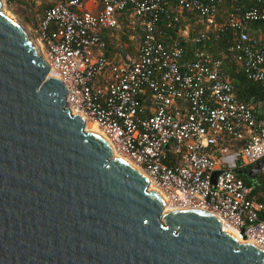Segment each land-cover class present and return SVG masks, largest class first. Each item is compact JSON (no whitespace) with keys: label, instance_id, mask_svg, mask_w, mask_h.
<instances>
[{"label":"built area","instance_id":"obj_1","mask_svg":"<svg viewBox=\"0 0 264 264\" xmlns=\"http://www.w3.org/2000/svg\"><path fill=\"white\" fill-rule=\"evenodd\" d=\"M65 0L45 9L31 29L38 57L65 88L63 101L83 123H95L112 150L134 163L172 209L216 213L246 243L264 251V200H251L250 187L235 168L260 163L264 174V114L234 97L219 61L194 50L188 56L172 41L166 46L157 26L193 19L195 43L211 33L221 0ZM228 12L222 30L233 34L230 50L246 78L264 90V30L248 36V22H264V0ZM125 15L134 32L132 52L105 38ZM182 30V29H181ZM184 33V36L181 34ZM193 48V47H192ZM236 148L234 169L217 157Z\"/></svg>","mask_w":264,"mask_h":264},{"label":"water","instance_id":"obj_2","mask_svg":"<svg viewBox=\"0 0 264 264\" xmlns=\"http://www.w3.org/2000/svg\"><path fill=\"white\" fill-rule=\"evenodd\" d=\"M46 71L0 12V264H264L207 212L163 211L146 178L83 131Z\"/></svg>","mask_w":264,"mask_h":264},{"label":"trees","instance_id":"obj_3","mask_svg":"<svg viewBox=\"0 0 264 264\" xmlns=\"http://www.w3.org/2000/svg\"><path fill=\"white\" fill-rule=\"evenodd\" d=\"M77 1L81 2L83 0ZM50 6L52 5L45 6L39 15ZM248 6L249 3H246L244 0H221L219 9L214 15L211 33L195 43H190L178 35L182 29V23L185 22L184 20H172L171 26L165 27L164 22L166 18L160 16L157 26L163 33V41L166 46L171 44L172 41H176L186 56L194 49L201 50L218 60L219 68L224 78L232 86L234 97L238 101L252 107L255 102L264 99V90L261 89L257 82L246 78L241 63L235 59L233 51L229 49L233 42V34L228 29L222 30L223 19L228 12L233 11L235 7L246 9ZM247 26L248 36L251 40H256L258 32L264 30V22H248ZM132 34L134 32L127 25L125 15H121L118 19V29L114 30L110 37L105 38L108 53L115 50V43L122 45L125 51L132 52L135 45L134 39L130 38ZM194 34L192 31H189L188 38ZM254 113L257 117H260L256 111ZM239 145L240 142L233 144L232 148L236 150ZM259 166L252 169L247 167L235 168L234 173L244 185L250 187L248 197L251 200L262 202L264 200V174L259 172Z\"/></svg>","mask_w":264,"mask_h":264},{"label":"rangeland","instance_id":"obj_4","mask_svg":"<svg viewBox=\"0 0 264 264\" xmlns=\"http://www.w3.org/2000/svg\"><path fill=\"white\" fill-rule=\"evenodd\" d=\"M63 0H1L0 12L6 14L8 19L16 22L20 28L26 31L29 38L32 37L33 29L40 11L48 5H54ZM182 23V30L185 32L192 31L196 33L199 30V24L194 23L193 19H185ZM184 36V33H181ZM88 125H92L87 121ZM170 207V206H169ZM228 228V227H227Z\"/></svg>","mask_w":264,"mask_h":264},{"label":"bare ground","instance_id":"obj_5","mask_svg":"<svg viewBox=\"0 0 264 264\" xmlns=\"http://www.w3.org/2000/svg\"><path fill=\"white\" fill-rule=\"evenodd\" d=\"M1 4H2V2H1ZM1 4H0V7H1ZM4 13V12H3ZM2 13V14H3ZM5 17H9V16H7L6 14H3ZM22 29V28H21ZM23 30V29H22ZM23 32L27 35V37L29 38V36H28V34L26 33V31L25 30H23ZM29 40H30V38H29ZM33 45V44H32ZM33 47H34V45H33ZM34 50H35V47H34ZM91 122V121H90ZM92 123V125H88V123H87V121L86 122H84L83 123V125H82V129H83V131L85 132V131H88V132H92V133H94V134H96V135H98L99 137H101L102 139H104L105 140V138L103 137V135H102V133L100 132V130L98 129V127L95 125V123H93V122H91ZM105 142L108 144V142L105 140ZM108 146L110 147V149H111V157H117V158H119L120 160H122V161H124V162H126V163H128L129 165H131L133 168H135L137 171H139L145 178H146V189L148 190V189H152V190H156L155 188H153L152 186H150L149 185V183H148V179H147V177L139 170V168L134 164V163H132L130 160H128L127 158H125V157H123V156H120V155H118L117 153H115L114 152V150H112V148H111V146L108 144ZM157 192H158V194L161 196V198L163 199V211L164 210H169V209H172V208H170L168 205H166L165 204V202H164V197H163V195L158 191V190H156ZM202 211H205V212H207L208 214H210V215H212L214 218H216L219 222H220V228H221V231H223L224 233L226 232V233H228V234H231V235H233V236H235L236 237V239H237V241H239V242H242V243H246L244 240H242V238H240L235 232H234V230H232L231 228H227L222 222H221V220H220V217L216 214V213H214V212H211V211H206V210H203V209H201Z\"/></svg>","mask_w":264,"mask_h":264},{"label":"crops","instance_id":"obj_6","mask_svg":"<svg viewBox=\"0 0 264 264\" xmlns=\"http://www.w3.org/2000/svg\"><path fill=\"white\" fill-rule=\"evenodd\" d=\"M90 1L91 0H86L85 2H83L81 8L83 10H87V11L93 12L95 10V5L92 2H90ZM252 108H254L253 110L256 111L258 116H262L264 114V99L255 102L254 105H252ZM236 143H238V142H235L233 144H236ZM230 152H235V150L231 147ZM218 157H220V156H218ZM218 157H217V161H218ZM235 165H236V160H235ZM257 166H259V163H255V164H252V165H247V166H244V167L252 169V168H255Z\"/></svg>","mask_w":264,"mask_h":264}]
</instances>
